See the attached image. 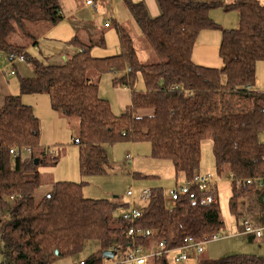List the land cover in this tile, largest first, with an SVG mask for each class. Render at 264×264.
I'll use <instances>...</instances> for the list:
<instances>
[{"label": "trees", "instance_id": "16d2710c", "mask_svg": "<svg viewBox=\"0 0 264 264\" xmlns=\"http://www.w3.org/2000/svg\"><path fill=\"white\" fill-rule=\"evenodd\" d=\"M125 1L157 62L139 60L133 38L122 26L117 28V55H92L93 47L105 45L104 34L89 43L75 37L71 42L79 50L63 64L26 55L33 76L20 77V93L7 95L0 105V264H51L58 256L81 253L92 240L99 247L81 260L84 264H122L132 243V224L122 217L128 202L87 198L84 181H55L36 200L41 167L54 166L58 158L49 157L53 152L41 146L40 122L32 106L23 102L25 93H47L53 109L79 118L84 175L107 171L106 144L146 139L154 157L170 159L177 175L191 179L200 169L202 142L210 138L217 173L235 178L229 198L232 214L237 222L264 226V182L261 187L247 183L264 178V90L255 88L257 62L264 60V1L157 0L160 14L155 17L143 2ZM222 6L239 13L237 28H222L212 19V9ZM62 18L58 0H0V51H25L10 40L12 35L20 29L19 35L36 42L29 25L51 26ZM208 28L222 31L221 68L196 64L192 58L199 33ZM104 70L123 71L114 80L127 82L131 89V103L120 115L99 96L91 75ZM137 72L146 83L144 91L135 90ZM17 146H29L32 153L13 156L10 148ZM167 194L154 188L136 221L137 227L153 231L150 238L166 242L162 255L149 264H195L193 251L188 262L176 263L173 256L172 263L168 250L181 247L189 236L200 241L223 232L218 199L203 204L187 197L169 205ZM136 242L147 246L150 240ZM110 249L121 253L119 260L106 262L103 252ZM203 252L197 255L198 264H264V257L255 254L203 260Z\"/></svg>", "mask_w": 264, "mask_h": 264}, {"label": "rangeland", "instance_id": "374dc122", "mask_svg": "<svg viewBox=\"0 0 264 264\" xmlns=\"http://www.w3.org/2000/svg\"><path fill=\"white\" fill-rule=\"evenodd\" d=\"M110 0H104L107 4ZM109 7L115 8L112 11V14L118 16V20L123 24L129 33L131 34L135 48L138 52L139 59L142 63H155L159 59L154 53L152 48L147 43L144 35L141 32V29L133 19V16L130 13V10L127 6L125 0H112V3H109ZM221 8V9H220ZM222 7H215L212 9V16L214 17L216 23H219L223 27L224 24H227L229 28H237L239 25V16L236 10L225 11ZM210 13V15H211ZM106 15V16H105ZM102 18L107 17L105 14ZM100 13L95 15V18H99ZM111 17V16H110ZM113 17V16H112ZM86 19V18H84ZM87 20V19H86ZM91 24V22H90ZM102 24H104V19H102ZM109 25L108 23H106ZM105 24V26H106ZM104 26V25H103ZM103 27L105 30L106 46L97 47L98 52L103 54L105 53H120V42L117 35V32L113 28ZM234 26V27H233ZM30 30H33L31 25L28 27ZM221 31L219 28H208L202 30L195 42L193 53L195 47L199 43L200 35L203 34V31ZM36 30H33L35 32ZM11 36L10 40L16 43V45L27 46L26 50L29 56L37 57L47 63H53L62 59L61 53L64 51V48H68V52H73L75 49H78L75 42H67L57 40L56 37H46L41 38L37 43H34L27 37L23 39L19 33ZM40 29L34 34L40 33ZM64 35L68 34V31H61ZM62 33H59L61 35ZM52 37V38H51ZM213 40L212 34H207L206 42L208 40ZM14 43V44H15ZM24 43V45H23ZM2 52V51H0ZM16 52V51H13ZM24 52V51H23ZM197 58L206 57L209 55V52H204L202 48H196ZM4 55V54H1ZM0 55V56H1ZM113 55V54H112ZM218 56V55H217ZM220 58V56H219ZM8 61V60H7ZM222 60H220V63ZM1 63V62H0ZM9 64V61L8 63ZM21 65H27V60H18L17 69L19 71ZM220 65V64H219ZM9 66H12L9 64ZM8 66V69L11 68ZM6 63L0 64V69H3L5 72ZM123 71H110L104 70L99 74L91 73L95 81L98 82V92L101 98L109 101L111 109L115 114L120 115L123 113L126 105L131 103L130 98V88L127 82L122 80H114L115 77L122 76ZM99 75V76H98ZM134 87L136 91H144L146 89V83L140 72H137L134 77ZM264 87V60H259L256 66V78H255V88ZM257 88V89H258ZM30 94L32 96L26 102L30 101L32 104V109L34 114L38 117L40 122V144L46 146L49 150H52V155L49 157L55 156L58 158L57 163L54 167L50 165H44L41 167V185L35 193L36 200L42 198L51 188L52 181H70V182H81L84 181L82 188L83 195L90 194L97 197H108L112 198L114 195L123 196L126 195L128 187L133 186L135 188V194L133 197L128 196V203L135 204L136 207L142 208L147 204V200H140V188L147 187L149 188L152 178H156L153 175H148L143 177L146 180H139L133 177L132 171L136 168H147L151 169V162L155 159L157 162H160L163 166L167 164L171 165L172 161L167 158H157L152 157L153 159H147L146 157L150 155L151 143L149 140L143 139L132 143L130 141H119L112 144H106L105 149L108 155L109 166L107 167L106 172L102 173H93V174H82L80 171V145L74 142V138L79 136V118L77 116L73 117V124L76 122L78 125L69 124L65 119L58 116L53 110L50 103V98L47 93H25L24 96ZM24 102V101H23ZM25 103V102H24ZM72 128H74L72 130ZM261 140L264 141V133L261 134ZM212 141L210 138L203 140L201 145V160H200V169L202 172H208L212 174L213 178L217 180V196L218 202L220 205L221 215L225 222V228L220 235H224L217 240H210L204 243V252L201 254L202 257H205L213 260L219 259L228 255L234 254H255L264 257V233L262 234L261 239H255L252 242H249L248 238L240 232L242 231L244 221L237 222L236 218L232 214L229 207V198L231 196V184L232 181L228 173L218 174L215 167V160L212 150ZM23 147V146H21ZM26 147V146H24ZM130 153L131 159L130 162L126 161V154ZM30 153L23 151L22 156H27ZM165 161V162H163ZM133 162V164H132ZM135 162V164H134ZM51 172L49 173V170ZM171 169L165 168V171ZM178 178L182 181L177 183H183L185 177L183 175H178ZM166 185L163 188L167 189L175 185L176 180H172V176H167L164 174L161 180ZM169 199V196L167 194ZM170 199L168 204L171 205ZM99 245L97 241H88L85 244L83 251L77 255L72 256H58L51 264H75L81 259H84L92 252L98 249ZM121 253L114 255L113 260H119ZM174 253L169 254V259L173 262ZM112 258H108L106 262H111Z\"/></svg>", "mask_w": 264, "mask_h": 264}, {"label": "crops", "instance_id": "0c3cea01", "mask_svg": "<svg viewBox=\"0 0 264 264\" xmlns=\"http://www.w3.org/2000/svg\"><path fill=\"white\" fill-rule=\"evenodd\" d=\"M58 1L60 4V7H61V13L63 15V18L57 24L51 25V26L48 25V23H37L36 25L31 24V27L33 30L37 31V29H40V31H41L37 35L35 34V36H37L38 39L36 42L33 41L34 43H37L39 41V39H41V38H46L49 36L56 37L57 40L64 41L67 43L69 41L71 42L75 37H78V39L80 41H82L84 43H89V41L91 39L97 37L99 34H104V37H105V30L103 27L105 26L106 23H108L109 25L106 24L105 27L113 28L116 30V32H117L118 26L123 27V24L118 20V16L112 14V11L115 10L114 6L109 7V5H110L109 3H112V0H110L109 3L107 2V4L104 2V0H96V7H94L93 5H88L87 0H58ZM132 1L133 2H143L146 5L149 14L152 17H155V16L160 14V7H159L157 0H132ZM98 13H100L101 16L99 18H95V15ZM105 14H107L108 16L105 17L106 16ZM103 15H105L104 18H102ZM237 15L239 16V13ZM211 17H212V19L214 18L212 16V13H211ZM84 18H86L87 20ZM102 19H104V24H102ZM213 20L215 21V19H213ZM90 22H91V24H90ZM224 26H227V27H223V26H221V27L230 29L227 24H224ZM62 30L68 31V34L64 35L61 32ZM31 32H32V30H31ZM35 32H32V33H35ZM59 33H62V34L59 35ZM207 34H212L213 40L209 39L206 42ZM20 36L23 39L27 38V36H25V35H23V36L20 35ZM118 38H119V36H118ZM30 40L32 41V39H30ZM221 41H222V31H215V32H211V31H207V30L203 31V34L200 35L199 43L195 47L194 53L192 54L193 61L199 65L221 68L223 65V62L220 63V60H222L221 57L219 58V56H220L219 55V48H220ZM133 43H134V41H133ZM68 44H70V43H68ZM76 44H78V42H76ZM23 45H24V43H23ZM105 46H106V38H105ZM97 47H100V46H95L92 49V55L95 57H107V56H112V54L113 55L119 54V53H117L119 51H116L115 53L103 54L101 52H98ZM196 48H202L204 50V52H209L208 53L209 55H207L206 57H202L200 55V57L197 58L196 56H197L198 52H196ZM68 50H69L68 48H64V51H62V53H61L62 59L55 61L53 63L54 64H63L69 58H71L75 53H77L79 49H75L73 52L71 51L70 53L68 52ZM24 52L26 53L27 56H29L27 50H25ZM120 53H121V47H120ZM1 54H4V55H1ZM0 55H1L0 56V62H1L0 64H3L4 62L6 63L5 72L3 69H0V105H2L4 103L5 97L7 95H17L20 93L19 78L20 77L33 76L34 70L31 66V64L27 61V65H21L20 69L18 71L17 62H15L12 66H9V64H7L8 63V61H7L8 60V52L2 51V52H0ZM138 57H139V55H138ZM139 60H141V59H139ZM8 66L11 68L8 69ZM12 70L15 71L14 74L11 73ZM258 89L264 90V87H261ZM27 95H28V97L24 96V94H22V100L26 104H29L32 106L33 103L31 101H30V103L26 102L29 99V97L32 95H30V94H27ZM131 96H132V94H131V89H130V98H131ZM53 110L56 112V114H58V116L62 117L67 122H69V124H72L73 126L78 125L77 122L75 124H73L74 120H73L72 116H67V115H65V114H63V113H61L55 109H53ZM73 129L74 128H72V130ZM131 143L133 146V142H131ZM41 146L44 148L46 147L44 145H41ZM50 151L52 152L51 149H50ZM128 154H130V153L128 152L126 154V156ZM151 155H152V146H151L150 155L147 156L146 158L147 159H153V158H151ZM152 157H154V156L152 155ZM125 160L130 162V160H128L127 157L125 158ZM163 162H165V161H163ZM132 164H133V162H132ZM134 164H135V162H134ZM149 164L152 167L151 169H147V168H143V167H140V168L135 167V169L132 171L133 177L135 179H139V180H142V179L146 180L143 177H146L148 175L155 176L156 178H152V182H154V183H150L149 188H153V189L154 188H163V186L166 185L165 183H163L161 181L164 174H167V176H170V177L172 176V180H174V181L176 180V183L178 181H182V178L179 179L178 175L176 174L173 162H172V167L169 164H167L166 166H163L160 162H157L155 159H153L151 162H149ZM54 166H52V167H54ZM165 168L171 169V170L165 171ZM51 169H53V168H50L47 171H49V173H50ZM199 172H202V171L199 170ZM53 182L54 181H52V183ZM168 189H167V192H168ZM128 190H129V187H128L127 191ZM127 191H126V195H123V196L114 195V197H112V198L97 197V196L95 197V196L90 195V194H85L86 195L85 197L96 198V199L104 198V199H109V200H113V201L120 200L123 202H128L127 201L128 200ZM247 238H248L249 242H252L255 239H257L255 237H247ZM202 259L207 260L208 258H206V256H205V257H202ZM81 260H79V261H81Z\"/></svg>", "mask_w": 264, "mask_h": 264}, {"label": "built area", "instance_id": "2783aa9c", "mask_svg": "<svg viewBox=\"0 0 264 264\" xmlns=\"http://www.w3.org/2000/svg\"><path fill=\"white\" fill-rule=\"evenodd\" d=\"M88 5H93L96 7V0H87ZM26 59L25 52H8V61L10 65H13L18 60ZM15 73L14 70L11 72ZM74 142L79 144L80 139L76 137ZM1 151V147H0ZM26 151L32 153V149L29 146L26 147H12L10 148V153L13 156H20L22 152ZM127 159H131V155L128 154ZM231 181H234V177L229 175ZM254 182L257 183L259 187L262 186L264 178H250L247 180L249 185H252ZM240 183V181L238 182ZM153 188L141 187L140 188V199L149 200L152 195ZM135 194V188L131 186L127 191V195L133 197ZM169 199L173 202L190 198L191 200H200L203 204H211L217 201V180H215L212 174L208 172H197L193 175L191 179H185L183 183H175L168 189ZM142 215V209L136 207L134 202L128 203L127 208L123 211L122 217L130 221L132 226L128 229V235L132 239V243L129 248L124 252L123 258L120 260L122 264H149V260L154 257H160L166 247L165 240H158L156 238H150L153 235V231L148 228L137 227L136 221ZM264 232V226L256 227L251 223L245 221L242 231V235L246 237H255L259 238ZM224 235L220 236L219 234H213L209 239H204L197 241L193 237L189 236L185 239V244L181 247L175 249H169L168 253H174V259L176 263H185L188 262L190 257H192L191 252L193 251L195 255V264L199 263L197 255L202 253L204 250V243L210 240H217ZM137 238L149 239L150 242L147 246L137 245ZM144 248L145 251H144ZM115 249V247H114ZM113 249V250H114ZM167 251V250H166ZM75 264H84V261L77 262Z\"/></svg>", "mask_w": 264, "mask_h": 264}, {"label": "water", "instance_id": "95a60500", "mask_svg": "<svg viewBox=\"0 0 264 264\" xmlns=\"http://www.w3.org/2000/svg\"><path fill=\"white\" fill-rule=\"evenodd\" d=\"M38 162H39L38 158H35V163L38 164ZM55 254H58V250H55ZM114 255H115V253L111 249L110 250H105L103 252V256L108 257V258H113Z\"/></svg>", "mask_w": 264, "mask_h": 264}]
</instances>
